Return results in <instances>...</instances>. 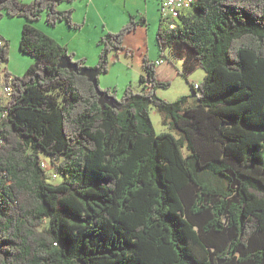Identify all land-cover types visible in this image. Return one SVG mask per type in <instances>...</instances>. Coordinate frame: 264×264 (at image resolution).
Returning <instances> with one entry per match:
<instances>
[{
  "label": "trees",
  "instance_id": "obj_1",
  "mask_svg": "<svg viewBox=\"0 0 264 264\" xmlns=\"http://www.w3.org/2000/svg\"><path fill=\"white\" fill-rule=\"evenodd\" d=\"M71 1L0 6V18H26L20 48L36 58L0 106V264H264V0H197L175 27L160 17V55L182 60L185 76L206 71L195 101L161 98L171 81L145 58L142 90L103 89L105 107L87 76L59 67L85 59L32 24L45 12L80 27L59 8ZM145 21L100 38V73ZM151 106L180 138L156 132ZM42 158L62 182L47 181Z\"/></svg>",
  "mask_w": 264,
  "mask_h": 264
},
{
  "label": "rangeland",
  "instance_id": "obj_2",
  "mask_svg": "<svg viewBox=\"0 0 264 264\" xmlns=\"http://www.w3.org/2000/svg\"><path fill=\"white\" fill-rule=\"evenodd\" d=\"M22 1L29 3L32 0ZM103 1L104 0H93L91 3L92 9L89 15V21L93 26L96 23H100L102 26L105 24L104 19H106L109 26H116V28L120 29L122 25L119 26V24L121 23L120 18L123 9L121 7L115 8L108 4H106L108 8L104 7V4H101L99 8L98 4ZM120 2L122 4L123 0ZM72 4H74V6L83 7L85 0H75ZM117 11L121 12L116 15L115 13ZM2 12L3 16L0 18V35L4 36V38L9 41V59L8 61L2 62L0 65V73H2L3 69H6V72H9L12 76H21L36 61L34 56L24 53L20 48L22 29L27 20L25 17L10 16L5 13L4 9H2ZM159 14L160 11L156 8L150 11L149 27L142 30V32L140 30L137 34H130L127 38V46L124 43L125 48L119 50V53L117 50L109 53V69L107 72L99 74V86L102 89L114 91L118 98L122 97L128 84H131L135 91H141L143 85L140 81V77L144 74V46H147L150 50L149 57L161 61V63L157 65L159 77L171 81L169 87L158 88V95L168 101H174L181 95L189 94L192 96V100L195 101L191 85H196L203 81L206 76V71L199 68L189 76H185L181 73L183 69L182 60L174 59L169 50L165 51L164 55H160L156 39ZM45 16L46 13L42 12L40 18L32 22V24H36L41 28H48L49 30L50 28H56V26L46 22ZM2 78H4V75L0 74V79ZM150 115L157 133L169 132L178 138L181 137V133L171 126L166 114L161 113L157 107L151 106ZM183 150L186 152L185 148ZM64 179L65 176L61 174H57V177L51 178L48 171V182L56 184L62 182Z\"/></svg>",
  "mask_w": 264,
  "mask_h": 264
},
{
  "label": "crops",
  "instance_id": "obj_3",
  "mask_svg": "<svg viewBox=\"0 0 264 264\" xmlns=\"http://www.w3.org/2000/svg\"><path fill=\"white\" fill-rule=\"evenodd\" d=\"M75 0L71 2H63L60 4L59 8L61 10L73 9V20L80 24L78 28H72L68 26L65 21H60L56 28H41L36 25L39 29L43 30L48 35L52 36L59 43L66 46L68 51L74 54L75 59H85V64L89 67H96L99 62L100 52L102 50V44H100V38L106 34L107 32H117L119 29L116 26H109L106 19H104L105 24L101 26L100 23H96L94 26L89 21V15L91 12V3L93 0H85V4L83 7L74 6L72 4ZM121 0H104L103 2L98 4L100 8L101 4H104V7L108 8V5L113 6L115 8L121 7L123 9V13L121 11H117L115 14H119L121 12V23L119 26H123L126 24L131 16H134L136 19L145 18L146 21L142 22L137 26V28L126 34L124 38V43L127 46V38L130 34H137L140 30H145L149 27L150 24V11L156 8L160 11V3L161 0H123L121 4ZM161 17V13L158 16V24ZM118 25V24H116ZM117 26V27H119ZM121 26V27H122ZM118 29V30H117ZM2 38L4 36L0 35ZM9 45V41L4 38ZM145 40V39H144ZM115 51V50H113ZM144 57L148 58L150 61L155 62L149 57V48L144 46ZM119 53V51H118ZM144 69V66H143ZM157 69V65H156ZM145 73V70H144ZM101 78V76H100Z\"/></svg>",
  "mask_w": 264,
  "mask_h": 264
},
{
  "label": "built area",
  "instance_id": "obj_4",
  "mask_svg": "<svg viewBox=\"0 0 264 264\" xmlns=\"http://www.w3.org/2000/svg\"><path fill=\"white\" fill-rule=\"evenodd\" d=\"M6 0H0V6L5 2ZM197 0H161L160 3V13L161 16L165 19H170V26L175 27L174 18L177 17L181 10L184 8H188L192 6L194 2ZM7 45V42L4 38L0 36V47H4ZM161 61L157 60L155 62V65L160 64ZM2 62L0 61V65ZM4 75V78L0 79V106H4L8 104L10 99L12 98L13 92L18 88V85L16 84L14 80V76L7 75L6 69L2 70V73ZM199 85L196 84L195 88H198ZM8 115V111L3 110L0 111V117L5 118ZM4 142V136L2 132L0 131V145H2ZM41 168L46 171V176L48 174V171L50 173L51 178L57 177V171L51 166L50 161L46 158H42L40 161Z\"/></svg>",
  "mask_w": 264,
  "mask_h": 264
},
{
  "label": "water",
  "instance_id": "obj_5",
  "mask_svg": "<svg viewBox=\"0 0 264 264\" xmlns=\"http://www.w3.org/2000/svg\"><path fill=\"white\" fill-rule=\"evenodd\" d=\"M59 67L68 68L72 71H77L81 75L87 76L95 85L98 94L99 102L105 107V105H114L113 97L99 86V74L100 70L98 67H79L78 63L72 59L69 55H64L59 59Z\"/></svg>",
  "mask_w": 264,
  "mask_h": 264
}]
</instances>
